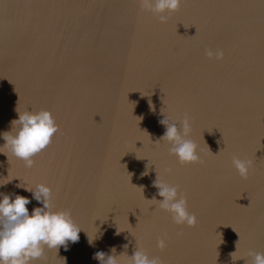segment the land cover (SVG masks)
<instances>
[{
	"label": "water",
	"instance_id": "obj_1",
	"mask_svg": "<svg viewBox=\"0 0 264 264\" xmlns=\"http://www.w3.org/2000/svg\"><path fill=\"white\" fill-rule=\"evenodd\" d=\"M163 14L137 0H0V132L16 109H48L59 126L31 167L0 148V193L28 196L31 212L25 187L44 183L82 229L29 264H99L113 247L127 260L135 244L162 264L264 253V0H182ZM164 115L178 128L189 118L202 162L158 140ZM234 156L252 162L246 176ZM156 178L178 185L194 226L150 200L162 199Z\"/></svg>",
	"mask_w": 264,
	"mask_h": 264
},
{
	"label": "clouds",
	"instance_id": "obj_2",
	"mask_svg": "<svg viewBox=\"0 0 264 264\" xmlns=\"http://www.w3.org/2000/svg\"><path fill=\"white\" fill-rule=\"evenodd\" d=\"M137 2L160 14L159 19L164 22L167 16L163 13L175 11L182 0H137ZM206 55L219 59L223 56V51L207 49ZM16 111L18 115L10 122L11 129L0 132V137L4 140L0 148L7 149L13 156L22 159L26 167H31L34 163L32 157L51 142L59 126L48 109L35 111L16 109ZM160 122L166 126V130L158 140L169 142V151L174 153L181 163L202 162L196 143L187 138L190 130L187 116L179 121V128L176 121L168 122L165 115ZM0 152L5 153L2 150ZM232 163L241 176H246L252 162L234 156ZM154 184L162 199L157 200L153 197L150 200H155L161 209L170 212L176 224L194 226L197 217L195 213L188 211L186 197L178 191V185L157 178ZM25 189L31 191L32 196L40 202V206H34L31 212L27 207L30 203L28 196L19 193H0V264H29L30 260L43 255L45 246L57 250L62 246L67 250L69 243L79 242V233L82 229L74 223L70 212L64 209H52L50 186L37 183L34 187H25ZM92 241L93 239H89L90 244ZM156 243L161 249L166 247V236L158 238ZM123 248L127 249L128 244H124ZM236 251L235 246V251L230 253L232 259ZM124 255L125 252L117 254L113 247L109 254L97 250L93 257L99 261V264H162L158 256L150 257L137 244L132 255L126 253L127 260H122ZM248 255L252 257V264H264V253L249 250ZM240 258L244 257L236 259ZM245 264H247L246 260Z\"/></svg>",
	"mask_w": 264,
	"mask_h": 264
}]
</instances>
